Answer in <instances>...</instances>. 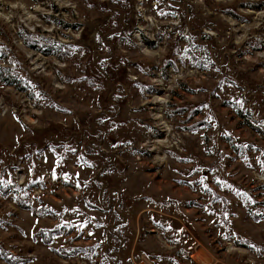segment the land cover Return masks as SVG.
Returning a JSON list of instances; mask_svg holds the SVG:
<instances>
[{
    "label": "rangeland",
    "instance_id": "obj_1",
    "mask_svg": "<svg viewBox=\"0 0 264 264\" xmlns=\"http://www.w3.org/2000/svg\"><path fill=\"white\" fill-rule=\"evenodd\" d=\"M0 74V264H264V0H0Z\"/></svg>",
    "mask_w": 264,
    "mask_h": 264
},
{
    "label": "trees",
    "instance_id": "obj_2",
    "mask_svg": "<svg viewBox=\"0 0 264 264\" xmlns=\"http://www.w3.org/2000/svg\"><path fill=\"white\" fill-rule=\"evenodd\" d=\"M44 41V40H43ZM0 77L2 78V80L5 82V83H10L9 82V80L5 77V76H3V75H1L0 74ZM14 81H16V78H14L13 79ZM254 246L253 245H251L250 246V248H253ZM77 250H82V248H76L75 250H69V251H67V254H71L73 251H77ZM7 254H9V252L8 251H5ZM3 253V252H2ZM18 258L17 257H11L9 260H11V261H16ZM19 261H22V259H20ZM16 264H19V263H16Z\"/></svg>",
    "mask_w": 264,
    "mask_h": 264
}]
</instances>
